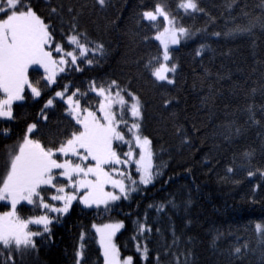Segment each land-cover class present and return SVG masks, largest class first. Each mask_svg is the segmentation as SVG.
Segmentation results:
<instances>
[{
  "label": "snow or ice",
  "instance_id": "1",
  "mask_svg": "<svg viewBox=\"0 0 264 264\" xmlns=\"http://www.w3.org/2000/svg\"><path fill=\"white\" fill-rule=\"evenodd\" d=\"M110 7L111 0H91V4L47 0V12L42 15L33 0H0V121H15L16 107H24L29 101L42 104L37 118L27 123L16 142L0 154V206L5 209L0 211V264H23L25 256L38 252L41 242L51 236L54 225L70 213L74 203L110 213L120 202L146 193L163 180L168 168L163 156L168 150L161 144L158 152L156 142L145 132L147 102L134 81L145 79L158 93L161 108L169 110L175 101L170 92L177 85L179 64L175 52L180 47L204 36V42L192 52L193 59L203 58L208 52L215 53L207 38L254 37L257 27L264 33V0L257 5L261 10L257 16L247 11V4L240 7L239 0H225L229 13L225 23L231 27L223 32L186 24L188 19L208 16L201 0H175L174 4L143 0L132 19V39L145 47V54L133 61L135 72L129 73L126 81L97 77L89 79L84 87L61 83L68 73H83L106 59L108 49L103 39L94 38L81 21L86 11L101 13ZM237 8L239 15L233 16ZM240 17L247 23H238ZM208 19L212 24L216 22L214 17ZM108 23L114 25L116 21ZM255 63L260 66V87L251 89L252 101L243 111L247 114L245 124L250 122L249 127L258 129L259 152L264 157V102L257 105L254 99L259 91L264 101V59ZM58 105L67 124L51 132L47 130L49 112ZM170 116L174 117L175 112ZM173 127L181 145L189 144L184 127ZM220 127L219 135L229 145L247 130L234 119ZM0 135L9 138L11 129L3 128ZM256 154V148L242 150L238 167L233 166L237 158L234 154L220 179L239 183L235 176L240 171L248 178L264 181V167L253 166ZM172 180L169 176L163 183ZM258 190H264V183L252 188L253 202ZM178 207L174 196L148 205L157 214L156 223L169 209ZM133 224L131 254H125L117 243V234L125 229L123 220L91 225L103 264H193L191 250L180 247L183 236L174 224L171 242L161 244L154 255L149 246L153 226L148 211ZM254 230L264 264V223H256ZM155 232L159 235L161 229L157 227ZM86 242L87 233L82 231L76 264H85ZM249 251V244L244 242L233 246L231 254L241 259ZM165 257L170 259L166 261Z\"/></svg>",
  "mask_w": 264,
  "mask_h": 264
},
{
  "label": "trees",
  "instance_id": "2",
  "mask_svg": "<svg viewBox=\"0 0 264 264\" xmlns=\"http://www.w3.org/2000/svg\"><path fill=\"white\" fill-rule=\"evenodd\" d=\"M33 2L39 13L46 14L47 0ZM80 2L91 4V0ZM111 2L113 7L104 12L86 11L81 21L94 38L103 39L108 49L106 59L100 66L83 73H68L61 83L84 87L89 79L97 77L126 81L128 74L135 72L133 61L145 54V47L138 40L132 39V19L143 0ZM167 2L174 4L175 0ZM259 3L260 0H239L240 7L247 4V11L253 16L261 14L257 7ZM201 4L208 16L188 19V26H208L210 31L222 32L231 27V24L225 23L229 18L225 0H201ZM232 15L238 16L239 8ZM209 16L215 18L214 24L210 23ZM110 20H115L116 23L109 25ZM237 22L247 23V19L240 17ZM56 24L58 26L59 22ZM254 32V37L220 40L207 38L215 53L208 52L203 58L193 59L192 52L200 42H204V36L180 47L175 52L179 64L177 85L170 92L175 101L169 110L161 108L158 93L145 79L133 82L147 102L144 125L146 134L154 139L158 152L161 144L168 150L163 156L168 162L163 180H167L169 176L173 180L168 184H164L163 180L158 181L146 193L134 194L130 201L120 202V206L110 213L74 203L70 213L54 225L51 236L41 242L38 252L25 256L23 264H76L75 253L82 231L87 233L85 264H103L99 246L92 239L94 230L91 225L116 219L125 223V229L117 234V243L125 254H131L134 244L131 240L133 221L138 217L143 219L146 210L149 223L153 226L149 245L153 249V255L161 244L171 242V225L174 224L183 236L180 247L191 250L193 264H261V248L254 225L264 223V190L257 191L253 202L252 188L256 183L264 181L258 177L248 178L240 171L235 176L239 183L231 179H220L225 175V168L231 164L234 154L237 158L233 166L240 165L239 153L245 148H256L253 166L264 167V157L259 152L258 129L255 126L249 127L250 122L245 124L247 114L243 111L246 104L252 101L251 89L260 87V66L255 61L264 59V33H261L259 27ZM150 47L155 51V42ZM229 50L230 55H224ZM253 68L258 70L253 72ZM205 69L208 70L207 74ZM254 99L257 105L264 102L259 91ZM41 106L42 104L29 101L24 107H16L15 121H0V130L5 127L11 129L9 138L0 135V154L16 142L27 123L37 118ZM173 111L174 117L170 116ZM257 118H260L258 111ZM230 119L247 130L235 143L229 145L223 141L219 132L220 126ZM66 124L63 109L59 105L49 112L47 130L55 132L57 127L63 128ZM174 124L184 127L189 136V144L181 145L180 137L174 134ZM173 196L179 207L169 209L167 215L159 217V222L156 223L157 214L148 209V205ZM3 210L5 209L0 206V211ZM157 227L161 229L159 235L155 232ZM244 242L249 244L250 251L243 258L237 259L231 254V249ZM168 259L170 258L165 257L166 261Z\"/></svg>",
  "mask_w": 264,
  "mask_h": 264
},
{
  "label": "rangeland",
  "instance_id": "3",
  "mask_svg": "<svg viewBox=\"0 0 264 264\" xmlns=\"http://www.w3.org/2000/svg\"><path fill=\"white\" fill-rule=\"evenodd\" d=\"M0 203H2V202H0ZM106 223H108V222H106ZM98 224V223H97Z\"/></svg>",
  "mask_w": 264,
  "mask_h": 264
}]
</instances>
